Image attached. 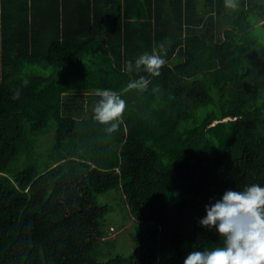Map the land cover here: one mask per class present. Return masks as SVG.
Returning a JSON list of instances; mask_svg holds the SVG:
<instances>
[{
	"label": "trees",
	"instance_id": "obj_1",
	"mask_svg": "<svg viewBox=\"0 0 264 264\" xmlns=\"http://www.w3.org/2000/svg\"><path fill=\"white\" fill-rule=\"evenodd\" d=\"M254 16L264 0H0V264H183L222 244L199 224L205 205L264 185ZM153 49L159 75L135 70ZM99 89L126 100L112 134L93 119ZM113 189L128 254L113 253V206L96 197Z\"/></svg>",
	"mask_w": 264,
	"mask_h": 264
},
{
	"label": "clouds",
	"instance_id": "obj_2",
	"mask_svg": "<svg viewBox=\"0 0 264 264\" xmlns=\"http://www.w3.org/2000/svg\"><path fill=\"white\" fill-rule=\"evenodd\" d=\"M163 46L161 45V48ZM165 58L155 49L135 60V70L159 75ZM124 71L132 73L133 62H125ZM148 80L140 77L130 81L125 91L147 87ZM93 119L107 124L106 132L119 129L126 109V100L117 91L99 89ZM19 93L15 94V98ZM206 215L199 219L202 227L216 231L222 244L190 251L183 264H264V185L249 184L243 189H227L219 199L205 205Z\"/></svg>",
	"mask_w": 264,
	"mask_h": 264
},
{
	"label": "rangeland",
	"instance_id": "obj_3",
	"mask_svg": "<svg viewBox=\"0 0 264 264\" xmlns=\"http://www.w3.org/2000/svg\"><path fill=\"white\" fill-rule=\"evenodd\" d=\"M253 20L258 21H264L261 19V17L254 16ZM254 32L259 35L263 41H264V23H255L254 25ZM55 134H56V126L52 124L49 129L46 131L44 135H41L38 140V146H36V150L40 152V154H44L46 150L49 149L48 152H50L53 148L54 140H55ZM45 155V154H44ZM43 155V157H44ZM25 166V163L22 160H19V163L16 162L14 165V170H20ZM119 190L113 189L109 190L107 192L99 193L97 194V200L101 203H110L113 206V211L109 214V218L104 223V228L107 230H110L109 235L113 238V241L115 243V247L112 248L113 253L115 254H128L132 249V234L130 226L133 225L132 219L127 220L126 224L129 226L126 229L122 228V225L120 224L122 221V218L126 215V212H124V207H121L120 203V197H119ZM123 209V210H122ZM128 217V216H127ZM113 225V227L111 226Z\"/></svg>",
	"mask_w": 264,
	"mask_h": 264
}]
</instances>
